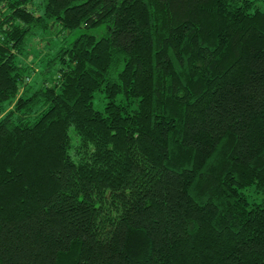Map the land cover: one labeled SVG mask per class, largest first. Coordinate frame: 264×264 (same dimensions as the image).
<instances>
[{
  "label": "trees",
  "instance_id": "trees-1",
  "mask_svg": "<svg viewBox=\"0 0 264 264\" xmlns=\"http://www.w3.org/2000/svg\"><path fill=\"white\" fill-rule=\"evenodd\" d=\"M37 1L0 0V264H264L257 0Z\"/></svg>",
  "mask_w": 264,
  "mask_h": 264
},
{
  "label": "rangeland",
  "instance_id": "rangeland-1",
  "mask_svg": "<svg viewBox=\"0 0 264 264\" xmlns=\"http://www.w3.org/2000/svg\"><path fill=\"white\" fill-rule=\"evenodd\" d=\"M37 2H40L37 1ZM256 8L264 10V0H257ZM84 29H79L74 31L72 34H68L62 31L60 27L55 30H51L48 33H42L36 41L33 42V46L30 50L29 56L25 57L27 64H31L35 68L43 69L46 66L47 61L52 58V56L63 46L71 44L76 40V38L84 33ZM55 73V69L52 74ZM41 75L37 74L35 78L41 80ZM106 102L103 94H97L94 100V107L97 110L104 111ZM72 136L75 138V132L71 130ZM252 191L249 193L251 194ZM256 200H260L258 195L252 193Z\"/></svg>",
  "mask_w": 264,
  "mask_h": 264
},
{
  "label": "built area",
  "instance_id": "built-area-1",
  "mask_svg": "<svg viewBox=\"0 0 264 264\" xmlns=\"http://www.w3.org/2000/svg\"><path fill=\"white\" fill-rule=\"evenodd\" d=\"M31 78H28L27 81L30 82Z\"/></svg>",
  "mask_w": 264,
  "mask_h": 264
}]
</instances>
